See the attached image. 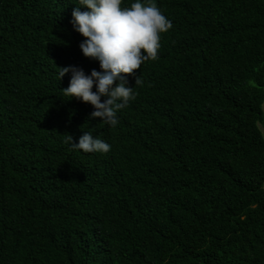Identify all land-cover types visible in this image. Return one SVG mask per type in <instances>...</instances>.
Listing matches in <instances>:
<instances>
[{
  "label": "trees",
  "instance_id": "16d2710c",
  "mask_svg": "<svg viewBox=\"0 0 264 264\" xmlns=\"http://www.w3.org/2000/svg\"><path fill=\"white\" fill-rule=\"evenodd\" d=\"M76 2L0 0V264H264V0H155L116 127L63 97L59 67L100 71Z\"/></svg>",
  "mask_w": 264,
  "mask_h": 264
},
{
  "label": "clouds",
  "instance_id": "9594fccd",
  "mask_svg": "<svg viewBox=\"0 0 264 264\" xmlns=\"http://www.w3.org/2000/svg\"><path fill=\"white\" fill-rule=\"evenodd\" d=\"M74 5L69 23L85 38L78 46L85 57L99 62L100 71L92 69L85 74L75 65L59 67V79L70 73L68 86L62 88L63 97L90 103V118L99 117L100 122L116 127L118 110L135 99L133 86H128L127 77L122 74L134 75L133 70L143 62L157 59L161 34L171 27V21L155 0H131L127 6H122L123 0H77ZM140 83L135 76L134 84ZM68 141L85 153H107L111 148L88 131L76 143H72L70 135Z\"/></svg>",
  "mask_w": 264,
  "mask_h": 264
},
{
  "label": "rangeland",
  "instance_id": "374dc122",
  "mask_svg": "<svg viewBox=\"0 0 264 264\" xmlns=\"http://www.w3.org/2000/svg\"><path fill=\"white\" fill-rule=\"evenodd\" d=\"M261 129H262V130H263V132H264V127H262Z\"/></svg>",
  "mask_w": 264,
  "mask_h": 264
}]
</instances>
